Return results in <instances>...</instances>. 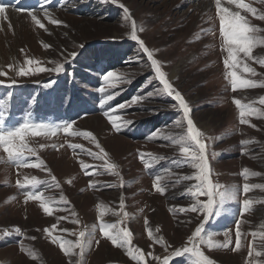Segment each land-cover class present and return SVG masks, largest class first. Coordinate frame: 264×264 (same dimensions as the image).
<instances>
[{"label": "rangeland", "instance_id": "374dc122", "mask_svg": "<svg viewBox=\"0 0 264 264\" xmlns=\"http://www.w3.org/2000/svg\"><path fill=\"white\" fill-rule=\"evenodd\" d=\"M244 2L257 10L255 15L237 9L228 0H221V6L240 11L251 25L264 29V20L257 18L264 13V0ZM2 3L13 9L18 5L17 0H2ZM69 4L62 9L57 0H48L46 10L62 22L59 25L49 23L44 17L41 3L25 4L22 10L14 9L9 14L6 11L7 20L0 18V72L6 74L0 76V84L9 88L5 93L0 91L3 121L0 131L19 127L26 121L52 126L55 130L54 134L47 128L39 135L31 131L26 134L25 143L34 149V154L25 151L19 160L10 159L0 147V264H70V258L52 239L75 241L82 230L86 231L84 239L90 240V244L84 248L83 257L79 249H74L77 255L71 257L72 264L81 260L82 264H135L123 248L102 235L99 204L111 209L103 217L104 223L128 229L132 246L152 254L146 256L145 264H158L152 256L163 258L185 246L188 237L204 222L202 212L178 210L194 203L185 193L195 182L183 177L195 170L177 162L182 158L179 147L172 143L186 129V122L184 129L175 126L182 113L172 107L176 103L173 98L147 96L162 85L155 79L147 83L154 72L146 54L130 39L133 20L139 39L153 52V58L161 63L170 82L183 95L194 124L204 134L213 183L236 191L235 199L227 201L222 208L219 204L215 206L201 234L205 240L211 236L218 245H223L226 238L231 243L228 247L211 248L205 243L200 245L201 250L214 264H264L261 238L264 188L251 187L264 185V117L247 115L249 123L242 124L240 109L233 102L239 99L242 104H251L264 112V105L259 103L264 97V87L232 90L226 78L228 70L223 60L227 53L223 50L214 0H118L117 4L111 0H69ZM118 4L128 8L131 19L125 18ZM28 10L41 19L47 31L34 24ZM207 29L211 31H204ZM255 35L264 38V32ZM44 44L49 47L44 48ZM118 45L128 47L126 61L111 69L107 68L114 57L102 55L103 61L97 62L101 52L116 49ZM72 52L78 55L69 57ZM88 55L95 56L101 74L92 70ZM251 56L245 62L255 68L256 74H238L257 83L264 81V66L259 63L264 59V45H257ZM27 59L45 68L54 67L53 62L63 63L65 71L18 76L19 68L30 67L25 64ZM104 67L106 72L126 74L130 81L100 93L117 99L107 112L109 115L97 112L95 106L100 102L94 101L98 99L94 97L99 94L98 89L105 87L103 82L98 83L102 81ZM8 85H13L12 89ZM69 85L77 88V94L70 91ZM136 95L144 99L130 107H117ZM112 120H116V125ZM147 120L155 126L142 124ZM123 121L132 123L117 131L116 127ZM65 122H72L67 133L63 131ZM136 124L144 125L140 135L128 129ZM89 153H99L103 158L96 159ZM145 162L151 167L145 168ZM106 164H115L117 168L109 171ZM245 168L249 170L247 180L241 175ZM156 176L161 178L163 193L155 190ZM32 177L44 183L35 188L19 187L18 181L24 183L25 178ZM245 183L250 185L247 193L243 191ZM29 191L41 193L52 213L43 211L41 200L26 199ZM206 199L200 197L202 201ZM245 200L251 201L247 211H243ZM216 209L220 210L219 216ZM61 217L65 219H58ZM237 221L240 248L234 250ZM53 225L56 227L52 228ZM17 228L20 232L15 231ZM155 237L162 238L163 244L155 243ZM256 252L262 254L256 256ZM179 259L172 258L170 264H192L194 257L185 254Z\"/></svg>", "mask_w": 264, "mask_h": 264}, {"label": "snow or ice", "instance_id": "6c2138e0", "mask_svg": "<svg viewBox=\"0 0 264 264\" xmlns=\"http://www.w3.org/2000/svg\"><path fill=\"white\" fill-rule=\"evenodd\" d=\"M117 2L118 0H111V3L113 4H117ZM47 3L48 0H41V8L42 10H44V17L47 18L49 23L51 24H61V21H58L57 19L52 17L50 13L46 10ZM214 3L220 20V35L223 41V50L227 53V56L223 60L225 68L228 70L226 72V78L229 80L232 90L236 91L238 88H255L258 86L264 87V81L257 83L256 81L244 79L241 77V75L238 74L239 72H248L253 75L256 74L255 68L250 67L245 62V59H252L251 53L253 52V49L257 45H264V38H260L255 35L257 33L264 32V29H260L257 26L251 25L249 20L244 15H241L240 11H233L230 8L222 7L221 0H214ZM228 3L235 5L237 9H243L246 12L252 13L254 15L256 14L257 10L251 7L250 4L245 3L244 0H228ZM118 6L123 10L125 18L131 19L128 8L123 4H118ZM28 14L31 16V20L34 22L35 25L47 31L45 25L41 22V19L38 18V16L34 14L32 10H28ZM0 18L5 20L8 19L6 15V6L2 3V0H0ZM257 18L260 20H264V13L259 14ZM142 30L143 29H141V31ZM204 31L210 32L211 29H207ZM130 39L138 43L139 48L142 49L143 53L146 54L147 60L151 62V69L154 72V77L150 78L147 83H151L152 79H155L159 82L160 85H162V87L156 88L152 92H148L147 96L152 97L166 95L168 97L173 98L176 103H174L172 107L178 112L182 113V115H180L175 120V126L177 128L184 129V124L186 122V129L181 133L177 134V136L172 140V143L179 147V155L182 158L177 162L190 166L192 169L195 170L192 175H185L183 177V179L186 181L195 182L191 184V186L187 189V192L185 193L191 197L194 203H192L190 207H181L178 210L180 212H202L204 214V222L199 224L196 229L192 232L191 236L188 237V241L185 246L172 251L170 255H166L163 258L158 256H152V259L157 261L158 264H170V260H172V258L174 257H181L185 254H191V256L194 257V259L192 260V264H214V261H212L201 250L200 245L206 243L209 248L213 246L228 247V245L231 243V240L226 238L223 245H218V243L215 242L211 236H209L208 239L205 240L201 234L205 230V224L209 221L210 217L212 216L215 206L219 204L222 208L227 201L235 199L236 191L235 189L229 190L227 188H224V186L218 183H213L211 179L210 164L204 134L194 124V121L192 120L190 115L191 108L186 102L183 95L170 82L167 74L162 70L161 63L157 59L153 58V52L145 46L143 40L139 39L137 35L136 23L134 20L132 21V31ZM43 47L48 48L49 45L44 44ZM80 47H83V45H81ZM241 54H243V57H241ZM68 55L71 58H75L78 54L72 52ZM53 63L54 67L45 68L39 66V62L34 61L32 59H27L25 61V64L30 67H21L18 69L16 74L18 76L24 77L35 74L37 72H55L57 74H60L65 71V65L63 63ZM259 63L261 66H264V59L259 60ZM33 65H35V67H31ZM9 67H11V65ZM3 75L6 74L0 72V76ZM101 78L105 87H101L99 89L100 92H107L108 88H115L121 83L130 82L127 80L126 74H118L114 70H109L106 73L102 74ZM12 83H15V81H13ZM8 86L10 87L11 85ZM112 99L113 96L108 95L106 99L100 101V104L104 105L105 103H107V101ZM143 99L144 97L136 95L132 97L130 101H127L124 104H120L117 107H130L132 104L139 103ZM233 102L240 109V123L242 124L249 123V121L245 118L247 115L254 114L258 117H264V112L254 108L251 104H242L239 99H234ZM259 103L261 105H264V97H261L259 99ZM105 115H109V113H105ZM2 122V119H0V123ZM112 123L116 125V120H112ZM131 123V121H123L121 126L116 127V130L121 131L122 127H127ZM45 128H47L49 132L54 134L55 130L52 126H45L42 124H31L28 121L24 122L19 127H15L10 130L0 131V147H3L4 152L8 154L10 159H21L24 156L25 151L34 154V149L29 148L28 145L25 143V135L28 134L30 131L33 135H39L41 134V131H43ZM71 128L72 122H65V124L63 125V131L65 133L69 132ZM17 141H19V143H17ZM242 143L247 144L248 142L244 141ZM41 147H43V145ZM97 147H99L98 144ZM101 152H103V149H101ZM89 155H92L96 159L103 158L99 153H89ZM152 159L154 160L156 158L153 157ZM26 166L39 167V165ZM81 166L87 169V165H84L83 162H81ZM149 167H151V164L145 162V168ZM106 168L109 171H113L117 168V165L106 164ZM113 174L118 175L117 172H113ZM241 175L245 180H247L249 176V170L246 168L243 169ZM160 179V176L155 177L156 183L154 187L157 192L163 193L164 188H162L159 184ZM53 180H55L54 177ZM41 183H44V181L38 180L35 177H32L31 179L25 178L24 183H20L18 181V185L20 188H24L26 185H31L32 188H35ZM91 186L95 187L96 185L92 184ZM251 187L264 188V185H256ZM249 190L250 185L245 183L243 185V191L247 193ZM201 196L207 197L206 201L200 200ZM26 199L41 200L40 206L46 214H51L53 211V209L46 202L43 201L41 193L29 191L26 194ZM61 199H63V197H61ZM250 203L251 201L249 200H245L243 202V211H247L249 209ZM120 207L121 209H123L124 207L123 198H121ZM97 208L99 210V218L101 221L99 224V228L102 235L109 241H111L113 245L123 248L126 251V254L131 258V260L135 262V264H145L146 256H150L152 254H145L139 247L132 246V234L128 229L119 227L117 224H107L103 222V217L105 216L106 212L111 211V209H108L103 204L97 205ZM172 211H176V209H172ZM215 214L219 216L220 210L216 209ZM73 216H75V213H73ZM125 216H127L126 213ZM58 219L65 218L61 217ZM55 227L56 225L52 226V228ZM239 227L240 222L237 221L236 248L234 250H238L240 248L241 232L239 230ZM15 231L20 232L18 228L15 229ZM46 231L50 232L51 230L48 229ZM5 234L7 235V233ZM73 235H75V233H73ZM88 235L90 237L91 232H88ZM151 235L152 234L149 231V236L151 237ZM253 235L255 236L256 234L253 233ZM85 236L86 231L82 230L79 232V236L75 241L60 240L54 237L52 239V242L59 244L64 254L70 258V264H72L71 257L77 255V253L74 252V249H79V255L83 257L84 248L90 244V240L84 239ZM225 236L228 237L227 231L225 232ZM261 238L264 239V234H261ZM154 242L163 244V240L160 237H155ZM249 254H252L251 251ZM255 254L256 256H260L262 253L256 252ZM76 264H82V260L77 261Z\"/></svg>", "mask_w": 264, "mask_h": 264}, {"label": "trees", "instance_id": "16d2710c", "mask_svg": "<svg viewBox=\"0 0 264 264\" xmlns=\"http://www.w3.org/2000/svg\"><path fill=\"white\" fill-rule=\"evenodd\" d=\"M128 54H129V53H128V51H127L125 54H122V55H120L119 57L113 59L112 62L109 63V66H110V67L107 68V69H111V68L117 66L118 64L123 63L124 61H126ZM88 58L90 59V61H91V63H92V70L94 71V64H93V59H94V57H88ZM85 77H86L85 74H83V78H85ZM93 90H94V89H93ZM112 93H113V91H112ZM113 94H114V93H113ZM107 96H108V95H106V97H107ZM116 100H117V99H115V96H113V99H112V100H109V101H110V104L108 105L107 108L104 109V111H103L104 114L107 113L108 111H110L111 108L114 107V104H115ZM95 110H96V108H95ZM96 111H97V110H96ZM147 123H152L151 128H152L153 126H155V123H154L153 121H150V120H147L146 122H144V123H142V124L145 125V124H147ZM142 124H136V125H134V126H132V127H128V129L130 128L131 131H132L133 133H138V135H140V134L143 132V130H144V125H142ZM132 132L130 133V135H133V136H134V134H132ZM181 259H182V258H181ZM181 259H180V260H181Z\"/></svg>", "mask_w": 264, "mask_h": 264}, {"label": "bare ground", "instance_id": "6f19581e", "mask_svg": "<svg viewBox=\"0 0 264 264\" xmlns=\"http://www.w3.org/2000/svg\"><path fill=\"white\" fill-rule=\"evenodd\" d=\"M227 1V0H226ZM225 3V2H224ZM228 4V3H227ZM226 4V5H227ZM225 5V4H224ZM229 5V4H228ZM228 8H230L229 6H228ZM231 10H233L232 8H230ZM12 10H14L13 8H6V11H7V13L9 14V12H11ZM234 11V10H233ZM12 13H14V12H12ZM11 15V14H10ZM12 16H14L13 14H12ZM18 17H20V16H18ZM16 18V17H15ZM26 18V17H25ZM224 57V56H223ZM78 61H79V59H78ZM83 63V62H82ZM91 186V185H90ZM154 200V199H153ZM5 230V229H4ZM28 240V239H27ZM69 263V262H68Z\"/></svg>", "mask_w": 264, "mask_h": 264}, {"label": "built area", "instance_id": "2783aa9c", "mask_svg": "<svg viewBox=\"0 0 264 264\" xmlns=\"http://www.w3.org/2000/svg\"><path fill=\"white\" fill-rule=\"evenodd\" d=\"M183 256H184V255H183ZM183 256H181V258H182Z\"/></svg>", "mask_w": 264, "mask_h": 264}, {"label": "crops", "instance_id": "0c3cea01", "mask_svg": "<svg viewBox=\"0 0 264 264\" xmlns=\"http://www.w3.org/2000/svg\"><path fill=\"white\" fill-rule=\"evenodd\" d=\"M180 260V259H179Z\"/></svg>", "mask_w": 264, "mask_h": 264}]
</instances>
